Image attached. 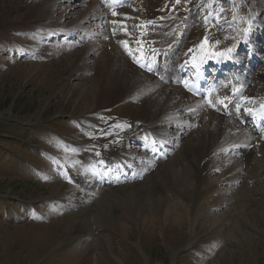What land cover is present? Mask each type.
<instances>
[{"label":"rangeland","instance_id":"obj_1","mask_svg":"<svg viewBox=\"0 0 264 264\" xmlns=\"http://www.w3.org/2000/svg\"><path fill=\"white\" fill-rule=\"evenodd\" d=\"M90 2L59 0L50 19L37 1L0 0V264H264V159L262 178L240 184L231 204L225 194L231 198L213 212L214 200L203 203L201 214L190 198L176 205L148 180L122 189L99 183L93 171L102 161L126 148L137 152L139 124L121 100L93 103L86 77L71 79L73 65L83 68L76 46L46 39L56 28L51 20L76 22ZM187 2L164 0L167 37L172 29L175 39L185 26L194 30ZM256 7L255 0H214L211 10L221 22L236 16L242 25ZM256 72L264 76V63ZM175 161L181 182L190 161Z\"/></svg>","mask_w":264,"mask_h":264},{"label":"bare ground","instance_id":"obj_2","mask_svg":"<svg viewBox=\"0 0 264 264\" xmlns=\"http://www.w3.org/2000/svg\"><path fill=\"white\" fill-rule=\"evenodd\" d=\"M34 1L39 3L37 9L41 7L54 19L59 0ZM255 2L251 17L241 25L236 16L221 22V12L211 10L212 0H188L196 26L194 30L185 26L177 39L173 29L170 37L165 34L170 15L162 13L164 0H91L88 12L78 21L63 26L60 19L55 23L51 20L56 28L46 39L55 37L54 45L61 48L76 46L75 54L83 61V68L73 65L71 79L86 77L93 103L105 98L121 100L123 110L136 126L139 124L133 138L137 152L120 149L119 154L102 161L100 168L109 170H104L105 176L102 169L93 171L99 183L109 181L107 184L115 183L122 189L148 180L176 205L181 204L180 197L190 198L195 205L193 213L201 214L206 211L203 203L214 200L213 212L231 198L225 194L232 196L240 184L262 178L258 169L264 159L260 120L264 118V85H256L253 78L258 76L264 84L263 74L256 72L264 63L260 44L264 40V3ZM205 38L208 49L202 46ZM79 45L85 46V52L77 50ZM244 47L252 51L246 53ZM223 50H228L227 54ZM218 56V65L212 67ZM231 62L237 67L236 74L228 72ZM206 73L199 98L193 96L189 88ZM96 85L101 86L98 89ZM249 118L253 128L248 130L242 122ZM178 155L185 156L191 165L181 182L176 171L179 161L174 162ZM246 164L247 174L241 175L240 167ZM114 167L118 168L116 176ZM129 180L135 184L128 185ZM222 181L225 187L221 189ZM208 184L211 192L199 202Z\"/></svg>","mask_w":264,"mask_h":264},{"label":"snow or ice","instance_id":"obj_3","mask_svg":"<svg viewBox=\"0 0 264 264\" xmlns=\"http://www.w3.org/2000/svg\"><path fill=\"white\" fill-rule=\"evenodd\" d=\"M207 43H208L207 38H205L203 44H207ZM217 43H219V42L217 41ZM202 46H203V45H202ZM229 51H231V49H229ZM130 54H131V53H130Z\"/></svg>","mask_w":264,"mask_h":264}]
</instances>
